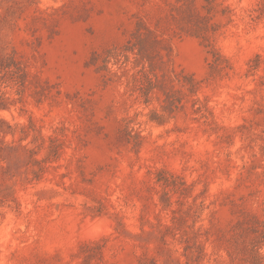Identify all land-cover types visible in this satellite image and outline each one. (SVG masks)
<instances>
[{
	"label": "rangeland",
	"instance_id": "obj_1",
	"mask_svg": "<svg viewBox=\"0 0 264 264\" xmlns=\"http://www.w3.org/2000/svg\"><path fill=\"white\" fill-rule=\"evenodd\" d=\"M0 264H264V0H0Z\"/></svg>",
	"mask_w": 264,
	"mask_h": 264
}]
</instances>
